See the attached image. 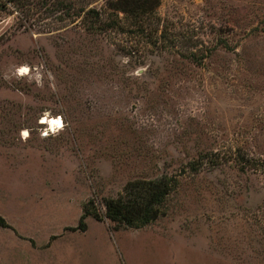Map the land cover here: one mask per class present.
I'll return each mask as SVG.
<instances>
[{"label": "rangeland", "instance_id": "obj_1", "mask_svg": "<svg viewBox=\"0 0 264 264\" xmlns=\"http://www.w3.org/2000/svg\"><path fill=\"white\" fill-rule=\"evenodd\" d=\"M110 1L1 0L0 264H264V0ZM163 177L157 220L106 217Z\"/></svg>", "mask_w": 264, "mask_h": 264}, {"label": "trees", "instance_id": "obj_2", "mask_svg": "<svg viewBox=\"0 0 264 264\" xmlns=\"http://www.w3.org/2000/svg\"><path fill=\"white\" fill-rule=\"evenodd\" d=\"M6 1L16 3L18 0ZM160 2L161 0H111L108 4V9L112 10L117 17H119L118 14L120 12L126 14L127 17H139L155 12ZM89 14H93L99 20L100 13L97 10L92 9ZM110 21V28L122 29L119 18L115 17ZM97 23L92 24V29H95ZM173 187L174 184L169 177L130 181L119 197L105 200L106 217L116 223L117 227L142 228L162 215V208L173 191ZM89 215H93L96 219H101L99 212H92L88 205H85L80 224L76 229L82 231L87 229L86 218Z\"/></svg>", "mask_w": 264, "mask_h": 264}, {"label": "bare ground", "instance_id": "obj_3", "mask_svg": "<svg viewBox=\"0 0 264 264\" xmlns=\"http://www.w3.org/2000/svg\"><path fill=\"white\" fill-rule=\"evenodd\" d=\"M22 70H23V72H27L28 68L24 67ZM44 122L48 123L49 126L52 127L53 129H55V128L62 129L63 126H64V122H63V118L62 117L49 116L47 119L44 120ZM46 136H49V135H46Z\"/></svg>", "mask_w": 264, "mask_h": 264}, {"label": "built area", "instance_id": "obj_4", "mask_svg": "<svg viewBox=\"0 0 264 264\" xmlns=\"http://www.w3.org/2000/svg\"><path fill=\"white\" fill-rule=\"evenodd\" d=\"M49 135L48 131L43 132V136Z\"/></svg>", "mask_w": 264, "mask_h": 264}]
</instances>
